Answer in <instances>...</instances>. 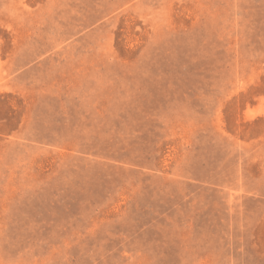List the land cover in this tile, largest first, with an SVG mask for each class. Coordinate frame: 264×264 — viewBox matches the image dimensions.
<instances>
[{"label": "rangeland", "instance_id": "rangeland-1", "mask_svg": "<svg viewBox=\"0 0 264 264\" xmlns=\"http://www.w3.org/2000/svg\"><path fill=\"white\" fill-rule=\"evenodd\" d=\"M0 264H264V0H0Z\"/></svg>", "mask_w": 264, "mask_h": 264}]
</instances>
